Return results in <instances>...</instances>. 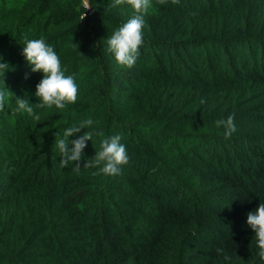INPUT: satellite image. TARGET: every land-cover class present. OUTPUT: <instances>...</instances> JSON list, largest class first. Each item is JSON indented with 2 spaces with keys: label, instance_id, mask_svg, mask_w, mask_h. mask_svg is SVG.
Returning <instances> with one entry per match:
<instances>
[{
  "label": "trees",
  "instance_id": "trees-1",
  "mask_svg": "<svg viewBox=\"0 0 264 264\" xmlns=\"http://www.w3.org/2000/svg\"><path fill=\"white\" fill-rule=\"evenodd\" d=\"M91 3L80 21L81 0H0V87L39 102L25 37L44 38L78 85L39 121L15 97L0 112V264H264L247 225L264 203V0H151L131 68L106 39L132 8ZM230 114L226 139L216 121ZM86 119L68 138L93 133L75 172L55 139ZM115 135L119 174L83 167Z\"/></svg>",
  "mask_w": 264,
  "mask_h": 264
},
{
  "label": "clouds",
  "instance_id": "clouds-1",
  "mask_svg": "<svg viewBox=\"0 0 264 264\" xmlns=\"http://www.w3.org/2000/svg\"><path fill=\"white\" fill-rule=\"evenodd\" d=\"M179 0H172L173 4ZM160 4H166L167 0H158ZM83 11L80 14V21L86 18L87 10L92 7L91 0H81ZM127 4L129 5L134 15L126 23L115 30L106 39V51L114 55L118 65L133 67L140 55V48L144 43L142 30L145 25L144 16L148 13L151 5V0H114L113 7ZM73 47H77L73 45ZM31 68V72H42L43 78L36 85L34 95L39 102L32 104L27 98L15 97L6 86L3 79V87H0V112L5 109L9 99L15 97L17 113H27L34 121L41 119L40 114L35 111L39 109H51L55 106L56 109L63 110L68 104L76 103L78 99V85L72 75H65V71L61 67L60 57L52 46L47 44L44 38L28 39L25 37L22 53ZM0 61L3 57L0 56ZM10 66L6 62H0V76H5L9 71ZM27 78V76L25 77ZM205 103L202 99L201 104ZM235 117L228 115L226 119L216 121L217 127L223 126L224 137L231 138L232 134L237 130L235 125ZM92 119L81 121L78 125L67 127L63 131V138H56L55 143L61 154V167H67L70 163L76 162L73 171H80V163L86 142L93 137L92 132L85 131L78 139L72 140L69 147V137L79 133L82 129L91 127ZM96 135L103 136V132H96ZM120 135L112 136L109 139H103L100 143V149L95 156L85 161L83 167H98L99 173L104 175H117L120 171V166L129 162L126 146L121 143ZM247 225L255 233L257 247L259 248L258 255L264 258V203H260L255 211L247 214Z\"/></svg>",
  "mask_w": 264,
  "mask_h": 264
},
{
  "label": "water",
  "instance_id": "water-1",
  "mask_svg": "<svg viewBox=\"0 0 264 264\" xmlns=\"http://www.w3.org/2000/svg\"><path fill=\"white\" fill-rule=\"evenodd\" d=\"M88 14V13H87Z\"/></svg>",
  "mask_w": 264,
  "mask_h": 264
}]
</instances>
